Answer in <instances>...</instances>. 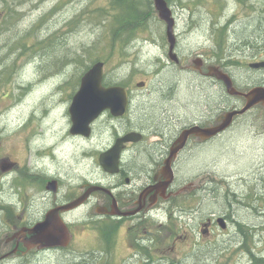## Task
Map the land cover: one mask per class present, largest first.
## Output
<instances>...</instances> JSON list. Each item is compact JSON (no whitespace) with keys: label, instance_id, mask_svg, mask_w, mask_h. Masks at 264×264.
Listing matches in <instances>:
<instances>
[{"label":"rangeland","instance_id":"obj_1","mask_svg":"<svg viewBox=\"0 0 264 264\" xmlns=\"http://www.w3.org/2000/svg\"><path fill=\"white\" fill-rule=\"evenodd\" d=\"M138 1L146 5L142 9L145 20L138 29L124 30L117 37L123 19L119 20L120 11L124 13L130 3ZM149 2L0 0V154L31 165L35 158L26 151L32 150L33 142L43 139L46 133L38 134L35 140L33 135L49 129L57 116L58 121H64L66 105L70 116L82 77L99 61L106 62L110 82H132L134 89L137 83L146 82L151 102L146 100L136 111L140 115L144 116L147 110L158 113L156 105L161 89L175 81H181L178 91L183 103L204 99L205 91L196 87L201 81L195 72H182L175 77L150 71L149 66L156 68L158 60L163 62L161 42H166L167 37L166 24L159 20ZM167 2L178 24L175 34L180 59L194 68H198L194 60L200 57L208 60L213 53L217 56L227 53L234 60L243 58L246 51L234 44V38L249 34L246 24L264 21V0ZM248 7H253L250 20L244 17ZM229 21L234 22L226 35L229 42H221L224 33L219 28ZM258 27L249 28L253 31ZM137 56L144 60L143 64ZM130 60L136 61L131 64ZM243 61L249 59L238 60ZM145 66L150 72L142 75L140 69ZM129 71L133 80L127 78ZM233 77L251 82L239 68L234 69ZM259 77L264 79V72ZM56 133L54 139L59 131ZM110 143L108 137L100 138L95 133L90 141L84 142L85 147L74 145L63 155H51L46 164L54 163L61 173L67 171L68 176L64 177L78 184L83 175L93 171L89 157ZM98 156L94 158L96 168ZM194 168L200 174L199 210L212 211L214 216L226 214L228 227L215 228L205 240L194 230L192 222L187 225L165 221L168 251L176 249L174 243L179 240V255L170 252L167 257L154 255L157 261L154 264H257L254 256L264 258V107L258 108L256 115L241 118L231 132L215 141L196 160L185 162L182 173L190 177ZM155 225L159 226V222ZM152 232L161 236L157 229Z\"/></svg>","mask_w":264,"mask_h":264},{"label":"flooded vegetation","instance_id":"obj_2","mask_svg":"<svg viewBox=\"0 0 264 264\" xmlns=\"http://www.w3.org/2000/svg\"><path fill=\"white\" fill-rule=\"evenodd\" d=\"M161 49L165 55L163 62L158 60L156 68L149 66L150 71L175 77L182 72H195L201 81L196 87L205 91L204 99L183 103L178 91L181 81L164 84L157 101L163 110L158 121L149 110L144 116L136 112L150 99L146 82L137 83L136 89L132 82H125L122 87L127 90L126 114L116 117L105 111L92 125L89 138L71 134V116L66 105V119L54 118L49 129L42 130L46 133L43 139L33 142L37 152L34 164L0 154V264H154L157 262L154 255L167 257L169 252L179 255L181 242L176 238L180 235L175 238L176 249L168 251L165 221L187 225L192 222L194 230L205 240L212 236V230L220 227L221 217L228 222L226 214L214 216L212 211L199 210L198 169L194 168L190 177L182 170L185 162L196 160L215 141L231 132L237 121L256 115L261 106L235 117L232 126L215 138L186 137L185 133L193 127H217L228 113L243 109L247 99L231 93L228 79L240 94L264 86V79L259 77L264 69L252 67L264 62V54L244 52L245 56L239 59L249 61L238 62L227 53L217 56L212 52L208 60L201 57L194 60L198 65L194 68L180 59L178 40L173 54L168 40L161 42ZM149 68L142 67L141 74L147 75ZM236 68L247 73L251 82L234 78ZM107 77L105 70V88L117 86ZM127 78L133 80L130 71ZM53 123L57 125L52 126ZM59 130L65 139L53 145V135ZM95 133L100 138L108 137L111 143L89 157L93 171L83 175L81 183L72 184L64 177L68 176L67 171L61 173L54 163L46 164L51 155H63L74 145L85 147L84 142L90 141ZM126 136L129 141L121 147L117 168L114 162L113 172L106 171L100 163L101 154ZM51 138L54 140L48 142ZM98 154L96 168L94 158ZM85 159L86 156L82 162ZM67 206L72 209H66ZM53 210H58L57 219L65 230V238L63 235L61 241L50 243L39 241L34 230ZM153 229L161 236L153 233ZM188 240L192 242L191 238Z\"/></svg>","mask_w":264,"mask_h":264},{"label":"water","instance_id":"obj_3","mask_svg":"<svg viewBox=\"0 0 264 264\" xmlns=\"http://www.w3.org/2000/svg\"><path fill=\"white\" fill-rule=\"evenodd\" d=\"M154 4L156 10L159 13V17L167 25V37L168 41L171 44V53L173 54L176 44V22L172 16V10L166 0H154ZM252 67L256 69L264 68V62L253 65ZM103 78L104 63L102 62L95 64L83 76L80 91L75 96L70 109V114L72 116L73 122V127L71 129L72 135H83L89 138L92 132L91 125L105 111L110 110L116 117H121L126 114L128 109V97L126 89L119 86L105 88L102 84ZM247 99L248 102L246 106L242 110H236L229 113L223 124L205 130L194 127L193 129L187 131L185 133V136L188 137L192 133H199L207 136L208 138H212L217 136L219 133L227 130L228 127L233 123L235 116L245 114L247 111L258 104H264V87L254 89L247 95ZM128 141L129 136L118 140L116 142V145L110 151L103 153L100 156V162L105 170L113 172V168L115 165L117 168V157L120 151V147L122 143ZM71 207L72 206H67L66 209H72ZM57 217L58 210H53L50 214H48L47 220L35 228L34 232L37 234L39 241L50 243L61 241L63 235L65 238V230L60 228ZM219 223L222 229L227 228L226 222L223 218L219 220ZM52 228H54V230H51Z\"/></svg>","mask_w":264,"mask_h":264},{"label":"trees","instance_id":"obj_4","mask_svg":"<svg viewBox=\"0 0 264 264\" xmlns=\"http://www.w3.org/2000/svg\"><path fill=\"white\" fill-rule=\"evenodd\" d=\"M153 1L151 0V2H149V5L153 6ZM146 5L141 2L138 1L136 3H130L128 6L127 10H123L124 13L122 11H120V19L123 17L122 19V27L121 29L118 31L117 33V37L124 31V30H129V29H133L136 28L140 23H142L145 20V14H142V9L145 8ZM147 7H148V3H147ZM253 7H248L246 8V12L244 14L245 19L250 20L251 18H253V14L252 11L250 10ZM234 22L233 21H229L227 22L226 26H220L219 29H221L220 31L224 33L223 36V40L221 42H229L226 40V35L227 33L230 32V29L233 27ZM126 25V26H125ZM252 26H259L258 30H253L250 31L249 27ZM264 21H262L261 23L258 22H252L250 24H246V30L248 31V35L244 36L241 39H237V37L234 38V44L235 45H240V47H242L246 52L248 51H253V52H259V54H264ZM245 30V32H246ZM254 40V41H253ZM220 43V41H219ZM156 108H160V103H158ZM163 110H161V108L159 109L158 113H154L155 115V119L156 120H160V116ZM254 260L255 263L257 264H264V258H257L256 256H254Z\"/></svg>","mask_w":264,"mask_h":264},{"label":"bare ground","instance_id":"obj_5","mask_svg":"<svg viewBox=\"0 0 264 264\" xmlns=\"http://www.w3.org/2000/svg\"><path fill=\"white\" fill-rule=\"evenodd\" d=\"M254 41V40H253ZM241 56V55H240ZM43 85H45V83L43 84ZM40 86V85H39ZM42 89V88H41ZM40 91V90H39ZM228 99V98H227ZM16 103V102H15ZM64 102H62V107L64 106V104H63ZM17 104V103H16ZM16 104H13V105H16ZM58 104V103H57ZM62 112V111H61ZM66 115V114H65ZM58 117V116H57ZM64 117H62V119H63ZM60 119V118H59ZM44 120V119H43ZM54 120V119H53ZM37 122V121H36ZM238 122V121H237ZM37 123H40L39 121L37 122ZM63 123V122H62ZM59 124V123H58ZM65 124V123H64ZM66 125V124H65ZM63 126V125H62ZM62 126H61V128H62ZM256 127V126H255ZM62 130H63V128H62ZM58 132V131H57ZM38 134H41L42 136H43V134H44V131H40V132H37V133H35L34 135H33V137H32V139H36V136L38 135ZM57 134V133H56ZM58 135H59V139H58V141H57V137H55V140H54V143H53V145L54 144H57V143H59L60 141H62L63 139H65L64 137H65V135L63 134V132L62 131H60L59 130V133H58ZM39 140H40V138H39ZM63 143H66V142H63ZM66 145V144H65ZM63 147V146H62ZM26 153H28V155H30V153H32V155H31V157L33 158L34 157V155L37 153L36 152V149H35V147L31 150V149H28V151H26ZM178 170V169H177ZM81 262V261H80Z\"/></svg>","mask_w":264,"mask_h":264}]
</instances>
